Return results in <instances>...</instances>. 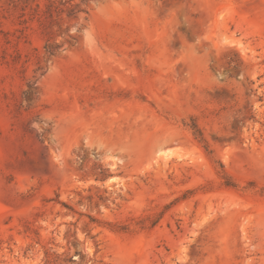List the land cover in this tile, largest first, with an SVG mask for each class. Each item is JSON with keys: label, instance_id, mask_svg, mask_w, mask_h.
Masks as SVG:
<instances>
[{"label": "rangeland", "instance_id": "obj_1", "mask_svg": "<svg viewBox=\"0 0 264 264\" xmlns=\"http://www.w3.org/2000/svg\"><path fill=\"white\" fill-rule=\"evenodd\" d=\"M0 264H264V0H0Z\"/></svg>", "mask_w": 264, "mask_h": 264}]
</instances>
